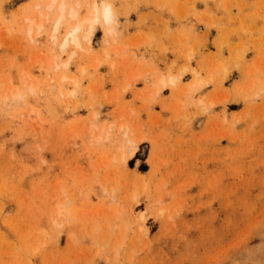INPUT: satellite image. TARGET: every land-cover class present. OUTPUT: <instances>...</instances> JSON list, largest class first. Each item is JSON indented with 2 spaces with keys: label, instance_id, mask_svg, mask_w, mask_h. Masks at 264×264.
Segmentation results:
<instances>
[{
  "label": "rangeland",
  "instance_id": "374dc122",
  "mask_svg": "<svg viewBox=\"0 0 264 264\" xmlns=\"http://www.w3.org/2000/svg\"><path fill=\"white\" fill-rule=\"evenodd\" d=\"M0 264H264V0H0Z\"/></svg>",
  "mask_w": 264,
  "mask_h": 264
},
{
  "label": "bare ground",
  "instance_id": "6f19581e",
  "mask_svg": "<svg viewBox=\"0 0 264 264\" xmlns=\"http://www.w3.org/2000/svg\"><path fill=\"white\" fill-rule=\"evenodd\" d=\"M100 7H102V15L101 16L103 17L104 22L111 23L112 22V9H111V7L109 5H104V6L102 5ZM59 9L61 11V15H60L59 20L57 21V23L55 25L56 31L59 29L61 21L64 19L65 13H66L64 4H62ZM97 9H98V5L95 4L94 10L96 11ZM68 13H69V16L71 18H73L74 20L77 19L78 22L76 25H74L67 32V34L65 35L63 42L61 44V47L66 46L68 43H74V44L78 45L80 34H87L88 36H90L91 33L93 32L96 21H98L96 16H94L92 18H85L83 20H79L78 19L79 11L77 9H74V8H70ZM99 13H101V12H99ZM100 23H101V21H100ZM31 24H33V23H31ZM31 24H30V29L32 26ZM41 26H42V23L39 24V27H41ZM172 81H174V80L172 79L171 82ZM125 131H126V129H125Z\"/></svg>",
  "mask_w": 264,
  "mask_h": 264
}]
</instances>
